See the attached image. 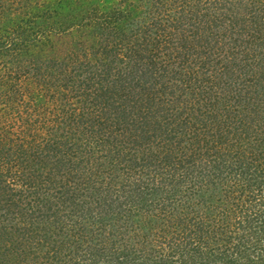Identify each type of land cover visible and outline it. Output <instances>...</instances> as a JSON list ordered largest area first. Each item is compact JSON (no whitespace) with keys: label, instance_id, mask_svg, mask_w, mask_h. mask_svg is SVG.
I'll return each mask as SVG.
<instances>
[{"label":"rangeland","instance_id":"374dc122","mask_svg":"<svg viewBox=\"0 0 264 264\" xmlns=\"http://www.w3.org/2000/svg\"><path fill=\"white\" fill-rule=\"evenodd\" d=\"M182 1L183 6L188 5L186 10L195 9L196 5H199L197 6L199 8L205 5L207 11L204 14L210 16L209 18H213L220 12L219 10H222V8H219V4L216 3L217 1L213 3L208 0L204 4L200 0L199 3L198 0ZM228 1H231L230 3L238 2V0ZM240 1L244 5L246 4L245 1ZM24 3L27 4L26 8ZM170 4L175 6V0H0V36H15L19 32H25L34 41L30 50H28V54L23 58L25 63L44 64L48 68L52 66L55 60H61L66 55H73L76 58L80 57V63H86L88 60L93 63L96 59L91 55L93 52L92 45L100 43L98 41H103L104 39L106 41L110 40L108 43L116 47V52L112 51L120 53L111 57V51L105 52L104 49L102 54L106 56V59L103 61L110 63L111 61L108 59H116L114 61H116L118 68L128 72L134 67V63H132L133 54L129 51L132 46L131 42H133V38L132 41H129V38L131 39L130 32L126 30L128 39L122 41L118 39L119 44H114L117 40L108 39L109 35L106 36L99 32L92 17L94 15L98 17L103 15L105 18L107 16V14L105 15L106 12L109 13L108 11L114 10L117 11L120 18L119 26L127 24L135 26L137 22L143 19L145 14L153 13V11L158 9L165 10V8H169ZM3 6L9 8L12 13L9 15V9L6 8L4 10L1 8ZM241 7H232L228 12L238 14V10H243ZM42 9L46 11L42 13ZM56 10H58V15H56ZM19 14L22 15L18 16ZM41 15L43 18H41ZM59 15H61L60 19H58ZM161 16L162 14L160 13L159 17ZM166 21L162 23V26L168 23ZM204 26L206 27L207 25ZM204 26L200 24V30L204 29ZM153 28L156 29L155 26ZM181 28L190 33L189 40L191 42L197 43L198 38L191 36L193 31H197L192 22L187 27L185 24ZM115 33L114 31L113 34L116 35ZM234 41L230 42L227 37L223 38L221 43L212 41L213 51L216 53L219 50L228 49L232 44L238 46L239 41ZM193 48L197 49V44ZM146 53L148 51L140 52L142 56L139 55V57L143 58L144 56L143 61ZM99 56L101 55L99 54ZM89 57L91 58L88 59ZM195 57L196 53L189 57L187 63L193 65ZM240 58L243 61H251L250 54H246L244 51L240 53ZM53 59L54 61H52ZM75 60L68 59L62 63V68L60 66L54 71L55 73L57 72L56 75H64L68 70L73 71L72 68L79 62ZM103 61L101 62L103 63ZM66 63H68V66H65ZM156 66L162 67L161 69L166 68L161 63ZM170 68H172V65H169L168 70ZM192 68L196 69L197 67L192 66ZM26 69H29V67L26 66ZM241 69L244 70L243 66ZM247 69L249 70L248 67ZM248 72L251 74L248 73L249 75L247 74L245 77L247 84L239 87L245 86L244 92L247 90L249 94L243 92L242 97L238 96L237 99L236 97L229 98L230 94L234 96L236 94H233V80L231 79L230 85L227 86L219 84V82L216 84L213 83L214 76L212 73L210 76L211 81L210 79L203 80L201 73L199 74L200 76L197 73L196 75L192 73L189 76L193 80L192 82L195 80L194 83L196 84V95L192 100H190L188 87L181 84V79H173L168 82L170 84L172 82L176 83L175 92L158 97L165 98L171 111H174V113L177 111V114H175L178 117L177 129L179 133L177 139L180 140V144L178 153L176 152L178 157L176 156L173 166H162L153 163L146 165L144 164L146 161L143 164L142 162H137L139 164L133 162L138 155L139 158L141 154L146 156L145 151L139 148L138 145V147L132 146L131 142H123L124 134L121 131L124 129H117V126L123 127L119 122L107 123L104 132L96 136L91 131L94 127L88 128L89 136H87L86 140H90L91 136H94L91 139L90 147H86L85 143L87 141L82 138L77 143L74 138L70 140L69 143L71 144L69 145L73 147L70 152L75 154V156L73 155L74 175L71 174L68 181H63V183H67L66 185L70 188L67 201H69L68 204L70 203L69 208L75 209V215L68 219V230H66L78 235L80 230L77 231V229L82 224L76 225L75 221L76 219L79 221L84 219V224L93 228H89V233H92L94 228L96 229L94 233L98 232L97 239H92V242L84 239L85 242L81 244L76 239V243H71L73 240L71 238L61 248H59V244L56 241L53 246L51 244L48 245L46 241L42 240L43 238H40L38 234L36 235V231L33 229L39 224L30 226V218L33 216L26 215V220L15 221L14 218L12 222L11 220L6 221L8 223H6L5 230H7L6 235L8 238L6 240L3 239L0 244L4 243V245L8 246L15 237H19L20 233L28 228L24 233L31 231L30 233L33 235L23 237H29L28 239H30L28 242L30 245L28 243L24 244L28 251L45 248V244V246L47 245L54 251L60 250L62 254H68L69 251H73V247L81 245L77 259L70 260L71 264H114L108 260L109 252L112 251L115 252V256L120 255L121 261H123L121 264H153L155 259L161 258L168 260L167 262L163 261L165 264H200L209 258H212L210 260L213 264H227L226 253L232 252V247L235 245L234 242L236 243V239L239 240L238 234L240 235L243 232V237L247 239L249 231H262L264 228V149L263 152H259L260 148L258 147L260 142L264 145L263 107L259 106L260 104L264 106V85L261 88L259 84L256 85L253 81L255 79L254 76L259 75V73L253 75L252 73L254 72ZM138 73H136V77ZM90 75L88 76L89 78L92 77ZM77 77L80 78L74 73L73 80ZM83 77L86 78V76ZM205 83L207 84L205 85ZM26 86L28 89L34 88L31 84ZM93 89L95 90V86ZM201 90L203 93L200 96L199 92ZM167 91L169 92V89ZM74 93L71 89L65 93L62 99L60 97L61 94L56 95L55 93L54 99L50 96V92H42L40 99L41 103L44 104L39 107L48 109L46 113L48 117L50 116L55 121L54 124L52 123L54 128L63 126V123H59V120L62 119L64 111L61 110L62 108H57L64 105L61 100L68 99L65 106L87 111L84 105H88V102H90L89 98L80 95L75 96ZM180 93L183 94L181 102L178 104L174 99ZM199 96L200 100L198 102L197 97ZM247 96L251 98L245 99ZM253 97H257L255 105L258 103V111L249 108L252 101L255 100ZM27 100L23 103H26ZM224 101L228 106H231V109L225 113L227 118H230L227 126L231 131L229 134L231 142H227V144L224 141H213L214 139L211 138L209 133L205 134L209 131V128L202 126L200 120L196 119L198 114L194 113V111L200 112V110L204 111L208 107L214 106L213 103L216 106L221 105ZM93 103L92 101L89 105L92 106ZM246 105H248L247 108L245 107ZM4 107L5 109L1 110L0 113H13L8 112L11 110L8 104L4 105ZM31 109L27 110V107H24L25 112L30 111V113L34 114L35 111ZM213 114L210 113V115ZM254 115H261L262 120ZM7 117L9 124H14L13 127L22 123L16 120L17 117L11 119L14 117L12 114L11 117ZM32 119L36 120V116L32 115ZM20 121L22 120L20 119ZM71 123L72 121H70V125ZM74 123L76 124V122ZM186 123L189 126H186ZM76 128L74 127V129ZM59 131H62V129ZM220 131L225 130L222 128ZM166 135H169V132ZM258 137L259 142L257 143ZM155 142V146L147 147V152L164 153V148L169 146L166 141ZM81 143H83L82 146H78ZM116 144L119 145L120 149L125 148L118 155L117 150H114ZM80 148L83 149L82 154H79ZM111 148L112 150H110ZM170 148L169 146V149L167 150L166 148V150L170 152ZM251 149L258 152L252 154ZM181 153H186L187 157L185 161L182 159V163L179 162ZM130 156H133L132 159L130 158L131 160L128 159ZM225 156L227 157L226 160ZM223 157L228 166L218 164L219 159H223ZM114 158V165H111L109 160ZM98 195L106 196L104 202H110L108 208L105 207L101 210V207L97 206L96 196ZM70 199L73 200L70 201ZM102 217L105 219L103 222L107 224L106 227L104 226L105 229L103 226H98V222L101 221ZM220 218H224V220L222 221ZM92 223L94 225H91ZM51 229L48 228V233H50ZM225 234L233 236L234 242H224ZM58 239L62 240L60 237ZM186 247H189L188 250L193 255V263L190 260L184 261L182 248ZM96 250L101 251L99 252L101 254H98ZM91 251H95L97 254L95 253L92 256L89 253ZM222 252H224L223 256H225H222V259L226 258L225 260H220ZM238 254L240 253L238 252ZM189 255L191 254L189 253ZM214 256L215 259L213 258ZM187 258L188 255H186ZM40 260L35 259V264ZM29 263L31 262L27 259L24 264ZM67 263H69V258L66 261ZM1 264L15 263L10 260Z\"/></svg>","mask_w":264,"mask_h":264},{"label":"trees","instance_id":"16d2710c","mask_svg":"<svg viewBox=\"0 0 264 264\" xmlns=\"http://www.w3.org/2000/svg\"><path fill=\"white\" fill-rule=\"evenodd\" d=\"M207 1L208 0H200L203 4ZM210 1L213 3L217 1L216 3L220 6L219 8H222L213 18H209L210 16L204 14L207 11L205 5L201 8L197 7L199 5H196L195 9L186 10V6L188 7V5L183 6L182 0H175L176 5L172 6L170 4L169 8H165V10L158 9L153 11V13L150 12V14H145L143 19L137 22L135 26L133 24H131V26L128 24L119 26L118 22L120 18L117 11L114 10L108 11L109 13L106 12L105 15L107 14V16L105 18L103 15L101 17L94 15L92 18L97 30L106 36L109 35L108 39L112 38L114 39L113 41L117 40L114 44H119L118 39L121 41L128 39L126 37V30L130 32L131 39L129 38V41H132L133 38V42H131L132 46L129 51L133 54V60H131L133 61L132 63H134V67L128 70V72L124 71L122 68H118L116 61H114L116 59H108L111 61L110 63H105L103 61L106 59V56L102 54L104 49L105 52L111 51V57L120 53H114L112 51L114 50L116 52V47L108 43L110 40L106 41V39H104L103 41H98L100 43H94L92 45L93 52L91 55L96 59L93 63L91 60H88L86 63H80V57L76 58L73 57V55H66L61 60L58 59L54 61L53 59L52 61H54V63L48 68L44 66V64L36 65L30 62L25 63L23 58L28 54L31 44L34 43L33 39H31L28 34L26 35L25 32H19V34L15 36H0V111L5 109L4 105L8 104L11 108L8 112H13L0 113V242L8 238L6 235L7 230H5L6 223H8L6 221L11 220L12 222L14 218L15 221L26 220V215L33 216L30 218V226L32 224H39L37 227H33V229L36 231V235L38 234L40 238H43L42 240L46 241L48 245L51 244L53 246L58 242V246L61 248L64 247L67 240L71 238H73L71 243H76V240H78L81 244L84 243L85 240L92 242V239L98 238V232L94 233L96 230L95 228L92 233H89V228H93L90 227V225L84 224V219H81V221L76 219L75 221L76 225L82 224L80 225L81 227L77 229V231L80 230L81 234L79 233L77 235L74 232L67 231L68 219H70L72 215H75V209H70V203L68 204L69 201H67L70 188L66 185L67 183H63V181H68L71 174L74 175L73 164L75 154L70 152L73 147L69 145L71 144L69 142L72 138L76 140V143L78 140H81L80 138L86 140L88 138L87 136H89L88 128L94 127L91 131L92 134L96 136L104 132L107 123L119 122L123 127L117 126V129H124L121 131L122 134H124L123 142H131L132 146L136 147L138 145L139 148L145 151L146 156L141 154L139 158L138 155L137 159L133 162H136V164H139L137 162H142L143 164V162L146 161L144 162L146 165L153 163L162 166H173L180 144V140L177 139L179 133L177 129L178 117L175 115L177 111L176 113L171 111L168 105L169 103L165 98L162 99L158 97L175 92L176 83L172 82V84H170L168 82L173 79H181V84L188 87L190 100L196 95L195 80L192 82L193 80L189 77L192 73L195 75L196 73L198 75L201 73V75H203V80L210 79L212 73L214 76L213 83L217 84V82H219V84H224L226 86L230 85V80L232 79L234 83L233 94H236L235 96L230 94L229 98L236 97L237 99L238 96L242 97L245 86H239L247 84L245 77L250 73L248 71L254 72L252 73L253 75L259 73V75L254 76L255 79L253 81L256 85L259 84L261 88L263 87V0H243L246 3L245 5L240 0L236 3H230L231 1L228 0ZM24 4L26 8L27 4ZM29 4L31 3L29 2ZM239 6H242L241 8H243V10H238V14L234 13L232 10L234 14L228 12L232 7L235 8ZM1 8L6 10L7 7L3 6ZM42 10V13L46 11L44 9ZM11 13L12 11L10 12L9 9L8 14L10 15ZM160 13L162 14L161 17H159ZM58 14V10H56V15ZM20 15L22 14L18 16ZM204 16L206 17L204 18ZM41 18H43L42 15ZM60 18L61 15L58 16V19ZM166 20L168 23L162 26V23ZM190 22H192L194 28L197 29V31H193L191 35L193 38H195V36L198 38L197 43L191 42L189 40L190 33L181 28V26L185 24L187 27ZM200 24L207 26H204L205 28L200 30ZM153 26H155L156 29H154ZM114 31L116 35L113 34ZM224 36L229 38L230 42L233 40H235L234 42L239 41L238 46L232 44L228 49L219 50L215 53V51H213V43L211 42L217 41L221 43L223 38L225 39ZM196 44L197 49H194L193 47H195ZM109 47L111 48L109 49ZM144 51H148V53L145 54V60L143 61L144 56L142 58L139 57V55L140 52ZM243 51L246 54H250V62L243 61L240 58V53ZM194 53H196V57L193 65L187 63L189 57ZM99 54L101 56H99ZM90 58L91 57L88 59ZM68 59H76L75 61L79 62L78 64L75 62L76 65L72 68L73 71L68 70L64 75H56L57 72L55 73L54 71L60 68L61 64ZM100 60L103 61V63ZM158 60L159 62H157ZM158 63H161L162 66L165 65L163 67L166 68L161 69L162 67H157L156 65ZM101 65L103 66L102 68ZM169 65H172L170 70H168ZM26 66H28L29 69H26ZM65 66H68V63H66ZM192 66H196L197 68L194 69ZM242 66L244 70L241 69ZM136 69L138 70L136 71ZM135 72H139L137 77ZM74 73L80 78L77 77L73 80ZM90 74L92 75L91 78L88 77ZM83 76H86V78ZM211 80L212 79H210V81ZM28 84H31L34 88L28 89L26 86ZM206 84L207 83H205V85ZM146 85L150 86L147 87ZM94 86L95 90L93 89ZM71 89L75 92V96L80 95L88 97L91 103L92 101L94 102V106L89 105L91 103L88 102V105H84L87 111L82 109L77 110L78 108L65 106L67 105L66 100L68 99L61 100L64 105L57 108H62L61 110L64 111L62 119L59 120V123H63V126L54 128L52 123L54 124L55 121H53L50 116L48 117L46 113L48 109L39 107L44 104L41 103L40 96L42 92H50L51 97L54 98L56 93V95L61 94L60 97L62 99L65 93ZM168 89L169 92L167 91ZM223 90L225 89L223 88ZM148 91L149 93L147 94ZM245 92L249 94L247 90ZM202 93L203 91L201 90L199 95L201 96ZM182 94L183 93H180L175 97L174 101L176 103L180 104ZM200 96L197 97L198 102ZM248 98L251 97L247 96L245 99L248 100ZM253 98H255V100L252 101L251 107L249 108L258 111V103L255 105L257 97ZM26 100L27 102L23 103ZM213 105L214 106H210L204 111H198L199 113L194 111V113L198 114L196 119L200 120L202 126H207L209 128V131L205 134L209 133L211 138L214 139L213 141H224V143L227 144V142H231L229 138L231 131L227 126L230 118H227L225 113L231 109V106H228L225 101L221 105L219 104L216 106L214 103ZM262 105L263 104H260L259 106L263 107L262 117L264 118V106ZM25 106L27 110L32 108L31 110L35 111L34 114L30 113V111L25 112ZM245 107L247 108L248 105ZM25 113L27 114L25 115ZM210 113L214 114L210 115ZM11 114L14 116L11 119L17 117L16 120L22 122L19 126L13 127L14 124H9L7 116L11 117ZM32 115L36 116V120L32 119ZM254 116L262 120L261 115ZM93 118L95 119L93 120ZM20 119L22 121H20ZM70 121H72V123L76 122V124L74 123L73 126H71L72 123L70 125ZM186 124V126H189L188 123ZM68 126H70V128H68ZM74 127L77 128L74 129ZM222 128L225 131H220ZM60 129H62V131H59ZM168 132L169 135H166ZM240 132L242 131L240 130ZM246 132H248V130H246ZM94 136L91 137L94 138ZM91 139L86 140V147H90L92 143ZM155 141H157V143L166 141L168 145L175 150L173 151V149L170 148L171 151L168 152L169 146H167L164 148V153L147 152V147L155 146ZM256 141L257 143L259 142V137ZM82 144L83 143L78 146H82ZM258 147L260 148L259 152H263L264 145L262 142L258 144ZM122 149H120L117 144L114 148V150H117V155L119 152L122 153ZM82 150L83 149L79 151V154L83 153ZM110 150H112V148ZM251 152L254 154V152L258 151L251 149ZM130 158L132 159L133 156L128 157L129 160H131ZM186 158V153H181L179 162L182 163V159L185 161ZM226 159L227 157L225 156V160ZM114 160L115 158L109 160L111 165H114ZM225 160L224 157L223 159H219L218 164L220 163L221 165L225 164L228 166ZM67 174L69 175L67 176ZM96 198L97 206L101 207V210L105 207L108 208L110 202H104L106 196L98 195ZM210 199L212 198L210 197ZM72 200L73 199H70V201ZM3 217L4 219H2ZM220 219L222 221L224 220V218ZM103 220L105 219L102 217L101 221L98 222L99 227H106L107 224L104 223ZM91 225H94V223ZM48 228H52L50 233H48ZM258 231H249V237L247 239L243 237V232L240 235L238 234L239 240L234 238L236 239V243L233 241V236L225 234V238H223L224 242L231 241L235 244L233 245L234 247H232V252L229 254L224 250L227 256L226 258H228H225L227 264H264V228L262 231ZM24 232L20 233L19 237H15L8 246L4 245V243L2 245L0 244V260H2L0 264L10 260L15 264H24L27 259L31 262L29 264H35L36 261L34 260H40L41 258L42 259L37 264H66L68 258L69 263L67 264H71L70 260H76L78 257V250L81 245L73 247V251H69L68 254H62L60 250L54 251L47 245L45 246V244V248H38L36 250L31 249L28 251L24 244H27L30 239H28L29 237H25L26 239L23 237L31 235V231L29 233ZM58 237L62 238V240H59ZM91 248L95 249L94 247ZM188 248L189 247L182 248L184 261L190 260L193 263V255ZM50 252H52V254H50ZM97 252L101 254L99 253L101 251ZM224 252H222V254L220 253V260ZM238 252L240 254H238ZM42 253L44 254L42 255ZM89 253L93 256L96 252L91 251ZM109 253V261H112L114 264H121L123 262L121 261L120 255L115 256L114 251ZM189 253L191 255H189ZM186 255H188L187 259ZM234 255H236V257H234ZM213 258L215 259V256ZM210 259L212 258L206 259L200 264H213ZM163 261L167 262L168 260L163 258L155 259L153 264H165Z\"/></svg>","mask_w":264,"mask_h":264}]
</instances>
